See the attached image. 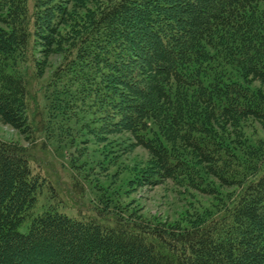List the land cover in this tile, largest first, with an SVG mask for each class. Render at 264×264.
<instances>
[{
    "label": "trees",
    "instance_id": "1",
    "mask_svg": "<svg viewBox=\"0 0 264 264\" xmlns=\"http://www.w3.org/2000/svg\"><path fill=\"white\" fill-rule=\"evenodd\" d=\"M57 51L67 66L46 86L65 69L77 84L58 115L116 152L101 153L110 165L129 152L111 136L150 154L115 168L121 194L96 181L87 202L91 173L61 162L78 169L67 206L31 153L56 114L28 79L45 68L35 53ZM0 119L30 140L0 139V264H264V0H0ZM165 180L217 199V186L239 192L185 226L121 199Z\"/></svg>",
    "mask_w": 264,
    "mask_h": 264
},
{
    "label": "rangeland",
    "instance_id": "2",
    "mask_svg": "<svg viewBox=\"0 0 264 264\" xmlns=\"http://www.w3.org/2000/svg\"><path fill=\"white\" fill-rule=\"evenodd\" d=\"M36 50L38 49L36 48ZM35 56L43 61L41 64H44L45 68L42 76H29L28 88L31 93L36 95V98H41L40 101L42 105L46 104L49 107L51 102L55 104L53 112L56 115L53 120L56 124L54 127H48L49 129L47 128L48 130L44 133H40L36 143L31 144V153L34 158L42 167L43 171H46L56 183L60 195L67 206L77 204L76 197L73 195L74 191L69 184L67 172L76 174L78 169L73 168L67 171L61 162L68 167L79 165L80 163L84 164V167L80 169L79 177L83 176L84 173H91V175H87L90 176L91 181L87 187V202L88 199H96L95 192L92 190V188L95 187L96 181L104 182L102 184L110 190L116 191L119 194L123 193V191L126 190V185L124 183L125 179L121 178L119 181L113 182V171L119 166L118 164L125 166L124 169H129V171L139 165L143 166L150 158L149 152L140 145L135 144L133 137L129 133L111 136L116 142V145L118 144L119 148L128 146L129 152L122 154L117 158L118 161L114 165H110L109 159L107 157L105 158L101 153L107 152L108 156L111 157L116 152H111L112 149H110L109 146L100 151L98 145H93L91 137L89 138V136L85 134V130L83 131L84 133L77 132L78 126L58 115V112L60 113L63 107L62 104L70 100L75 86L77 85L73 80L75 74L72 72V69H67L66 73L64 72L65 69L60 75L62 77L55 80L57 82L55 86H46L49 82H54L53 76L51 75L58 66L63 64H65L64 68L67 66L66 62H62L63 56L61 51L49 52L48 55H42V53L37 52ZM67 114L69 117L70 111H68ZM0 139L12 141L24 146L30 145V140L24 133L10 124L4 123L1 119ZM67 140L74 142L72 144L63 145ZM82 140L87 141L81 143ZM42 141H44V144ZM60 143H62V145H59ZM66 157L69 158V161ZM104 165L109 166L108 170L103 168ZM245 170L247 171V169ZM240 171H242L241 168L238 172ZM254 174L255 173L243 176V181L246 183ZM212 182L217 183L213 178ZM204 187L207 188L209 185ZM217 190L221 192L220 199H217L214 194L203 193L202 191L194 190L190 187L176 186L172 181L165 180L157 185H148L147 183L136 184V187H132L130 192L122 194L121 199L126 203H131V207L133 205V207L139 209L138 213L147 219L168 223H176L179 221L182 226H185L188 224H195L197 221L203 220L204 217L208 218L210 216H215L218 209L222 208L223 199L227 200L226 195L230 194L229 199L232 200L239 192L235 190L233 185L224 187L217 186ZM199 217L201 218L198 219ZM239 232L235 231V234L237 233V236H241V232ZM252 246H254V243H252L250 247Z\"/></svg>",
    "mask_w": 264,
    "mask_h": 264
}]
</instances>
